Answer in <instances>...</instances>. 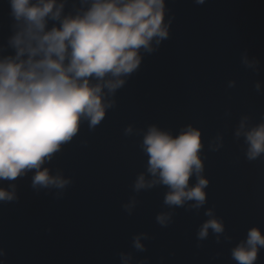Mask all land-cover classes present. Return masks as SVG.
Here are the masks:
<instances>
[{"label":"water","instance_id":"water-1","mask_svg":"<svg viewBox=\"0 0 264 264\" xmlns=\"http://www.w3.org/2000/svg\"><path fill=\"white\" fill-rule=\"evenodd\" d=\"M56 3L62 17L90 6ZM9 13L0 0V58L14 55ZM162 23L167 37L139 50L140 64L119 88L103 89V119L93 126L82 118L44 159L40 170L63 187H33L36 169L0 179L14 196L0 201V264H238L232 251L249 230L264 236V153L249 159L244 136L264 123V0H164ZM151 127L173 138L200 132L202 170L188 182L207 181L199 207L169 206L170 189L159 182L136 189L141 175L146 185L157 179L143 145ZM210 219L223 231L209 228L201 239ZM253 264H264V247Z\"/></svg>","mask_w":264,"mask_h":264},{"label":"clouds","instance_id":"clouds-1","mask_svg":"<svg viewBox=\"0 0 264 264\" xmlns=\"http://www.w3.org/2000/svg\"><path fill=\"white\" fill-rule=\"evenodd\" d=\"M82 2L90 3L86 11L62 17L63 4L56 0H8L14 21L8 44L14 55L0 58V179L14 180L25 170L36 169L33 187H63L67 181L40 170L44 159L71 140L82 118L98 124L110 107L103 102V89L112 93L119 88L124 83L121 77L140 64L139 50L152 51L153 39L159 44L168 35L162 23L164 0ZM49 20L58 21L59 27L49 29ZM244 136L249 159L264 153V123ZM143 145L148 172L157 179L146 185L139 176L137 190L159 182L170 189L165 197L169 206L188 200L196 201L195 207L204 203L207 181L201 178L188 187L190 176L202 170L199 131L189 127L173 138L151 127ZM13 198L0 190V201ZM167 220L157 217L161 225ZM209 228L223 231L221 223L210 219L199 232L201 239ZM258 246L264 247V236L252 228L232 257L238 264H253ZM135 247L142 249L138 240Z\"/></svg>","mask_w":264,"mask_h":264}]
</instances>
